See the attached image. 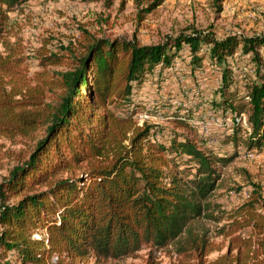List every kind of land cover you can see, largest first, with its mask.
<instances>
[{
	"label": "trees",
	"instance_id": "1",
	"mask_svg": "<svg viewBox=\"0 0 264 264\" xmlns=\"http://www.w3.org/2000/svg\"><path fill=\"white\" fill-rule=\"evenodd\" d=\"M27 1L0 0V41L8 12ZM201 42L209 45L211 62L222 66L216 90L220 99L213 101L235 116L244 114L250 127L246 147L260 151L264 36L216 40L186 35L141 45L86 33L66 53L43 56L44 68L31 80L23 74L21 57L13 50L0 52V137L35 141L28 157L0 181L3 251L13 253L19 264H86L90 258L103 264L146 246H174L181 256L176 264H264L261 188L254 185L221 218L212 210L219 206L209 202L219 180L218 165H227L232 156L204 149L201 137L174 134L169 145L161 144L150 138V126L137 124L136 107L124 115L115 112L130 106L144 77L159 65L170 66L183 45L201 63ZM238 50L250 54L255 72L244 84V101L234 105L227 94L234 81L228 58ZM187 113L180 112L173 122L191 131L195 119ZM234 127L227 140L237 145L241 126ZM182 156L188 162L184 168L177 161ZM200 218L226 219L215 232L226 240V251L213 260L207 256L222 247L194 230Z\"/></svg>",
	"mask_w": 264,
	"mask_h": 264
},
{
	"label": "rangeland",
	"instance_id": "2",
	"mask_svg": "<svg viewBox=\"0 0 264 264\" xmlns=\"http://www.w3.org/2000/svg\"><path fill=\"white\" fill-rule=\"evenodd\" d=\"M29 0L8 12L5 33L0 41V52H10L22 58L21 69L27 78L33 79L44 65L43 56L62 55L65 48L84 40L86 33L96 38H124L136 40L141 45L164 44L180 36H210L222 40L229 35L240 37L264 36V0ZM159 1V0H158ZM201 41V40H199ZM202 44V42H201ZM209 45L202 44L199 54L201 63L192 60L188 45L173 59L170 66H157L148 73L140 87L135 89L130 106L115 109L121 115L132 107L138 113L147 111L160 119H150L145 123L163 132V141L169 145L174 134L189 138L198 137L202 147L216 152L221 157L232 156L225 166L218 165L219 180L209 202L219 206L212 208L216 217L236 208L246 198L253 186H259L264 194V146L260 151L247 149L245 139L250 127L247 123L238 128L241 138L237 145L227 140L235 132L233 114L228 107L215 104L220 99L216 92L220 85L222 66L213 64L208 58ZM264 53V48H261ZM167 50H170L169 46ZM262 53V54H263ZM233 71V83L229 93L233 104L242 103L247 77H254L255 64L249 55H241L238 50L228 58ZM61 70V67H48ZM216 96V97H215ZM228 97V98H229ZM132 104V105H131ZM187 112L193 119L203 114L211 117L208 130L199 125L191 131L176 127L174 118L180 112ZM194 120V121H195ZM243 123V122H242ZM231 127L233 133H231ZM34 142L27 138L7 139L0 137V181L8 176L9 170L25 160L33 149ZM255 152L256 158L248 153ZM177 159L180 168L188 165L187 157ZM212 219H197L192 227L196 232H205L220 251L211 252L208 260L225 253L226 240L216 236V228L225 223ZM181 259L174 246L161 249L143 247L133 255L110 259L103 264H146L154 260L156 264H176ZM0 264H19L13 253L0 248ZM86 264H96L90 258Z\"/></svg>",
	"mask_w": 264,
	"mask_h": 264
},
{
	"label": "built area",
	"instance_id": "3",
	"mask_svg": "<svg viewBox=\"0 0 264 264\" xmlns=\"http://www.w3.org/2000/svg\"><path fill=\"white\" fill-rule=\"evenodd\" d=\"M160 119L159 116L157 115H153L147 111L138 113L136 120H137V124L138 125H142L144 124V122H146L147 120L150 119ZM212 118L211 117H207L205 114H203L201 116V118L195 120L192 122L193 126L194 125H199L202 129H204L203 131L206 132L208 130V126L211 123ZM243 122V123H242ZM237 123L238 125L242 126V124L246 123V118L244 116V114H240V116H234V120L232 121V124ZM231 133H233V129L231 127ZM150 138L166 145V143L163 141V132H160L156 129L151 128L150 129ZM247 156L249 158H256L258 155L255 152H250L247 154Z\"/></svg>",
	"mask_w": 264,
	"mask_h": 264
}]
</instances>
